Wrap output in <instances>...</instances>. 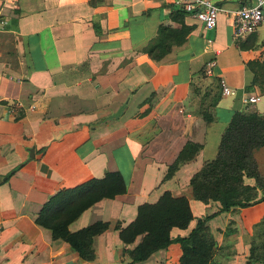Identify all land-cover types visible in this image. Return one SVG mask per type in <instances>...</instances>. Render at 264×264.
<instances>
[{
	"label": "crops",
	"instance_id": "0c3cea01",
	"mask_svg": "<svg viewBox=\"0 0 264 264\" xmlns=\"http://www.w3.org/2000/svg\"><path fill=\"white\" fill-rule=\"evenodd\" d=\"M88 1L0 0V105L21 104L13 118L0 110V264H126L118 231L164 192L186 198L192 216L185 229H170V239L186 237L207 217L213 261L263 264L248 258L254 233L264 230V200L219 213L217 203L193 200L189 180L215 157L234 113L264 112L263 86L251 85L246 68L263 56L264 21L236 45L232 14L247 1L211 0L220 9L215 29L184 14L192 27L186 40L154 61L142 49L158 26L179 28L173 0ZM220 80L234 95L215 100ZM246 96L258 99L244 106ZM186 144L197 151L164 179ZM108 172L121 175L124 193L96 202L68 226L107 224L92 238L94 259L84 262L34 221L56 192ZM180 255L171 243L134 264H178Z\"/></svg>",
	"mask_w": 264,
	"mask_h": 264
},
{
	"label": "trees",
	"instance_id": "16d2710c",
	"mask_svg": "<svg viewBox=\"0 0 264 264\" xmlns=\"http://www.w3.org/2000/svg\"><path fill=\"white\" fill-rule=\"evenodd\" d=\"M100 2L89 0L88 4L95 7ZM183 16L182 10L178 9L171 17L179 28L158 26L154 39L142 49L148 58L159 61L173 46L184 43L192 27L183 23ZM246 68L252 76L251 85L263 86L264 93V53L260 60L248 62ZM219 96L220 92L215 100ZM202 120L208 122L211 118L204 113ZM263 147L264 112L234 113L221 134L215 157L203 163L189 180L193 200L203 204L217 203L219 213L247 208L263 201L264 175L259 173L253 156L254 151ZM197 148L191 144L184 145L164 179L170 177L179 163L190 159ZM244 179H251L253 185L244 184ZM124 189L121 175L108 172L101 179H90L56 192L42 206L34 222L50 232L51 240L65 242L80 260L90 262L94 259L92 238L105 231L107 224L95 222L75 232H69L68 226L96 202L122 195ZM207 219H198L186 237L170 239V229H185L192 220L186 198H173L164 192L154 203L139 205L134 220L118 231V238L124 246L122 254L129 259L126 264L145 261L171 243L180 247L178 264H219L212 260L213 242L205 235ZM258 225L264 226V219ZM136 238H139L137 244L130 250L125 249ZM252 261L264 264V230L254 233L250 241L248 262Z\"/></svg>",
	"mask_w": 264,
	"mask_h": 264
},
{
	"label": "built area",
	"instance_id": "2783aa9c",
	"mask_svg": "<svg viewBox=\"0 0 264 264\" xmlns=\"http://www.w3.org/2000/svg\"><path fill=\"white\" fill-rule=\"evenodd\" d=\"M240 7H238L232 14V32L231 39L234 44L238 45L239 42L245 37L253 34L264 21V14L262 7L264 0H246ZM173 6L182 10L185 15H190L197 22H199L203 30L209 32L213 31L216 27L217 16L220 9L211 0H173ZM211 39L206 41V47L211 45ZM213 62L206 64L204 73L210 74V69ZM221 95H234V91L227 88L223 81H219ZM257 97H241L242 105H251L257 101ZM32 108V107H31ZM1 117L13 118L19 110L21 104L19 102H7L0 105Z\"/></svg>",
	"mask_w": 264,
	"mask_h": 264
},
{
	"label": "rangeland",
	"instance_id": "374dc122",
	"mask_svg": "<svg viewBox=\"0 0 264 264\" xmlns=\"http://www.w3.org/2000/svg\"><path fill=\"white\" fill-rule=\"evenodd\" d=\"M217 91H218V89H217ZM247 111H252V110H247ZM253 156H254V159L256 161L257 168L259 170H261V172L263 173L262 175H264V147L254 151ZM250 181L252 182L251 179H244L243 180L244 184H248V182H250Z\"/></svg>",
	"mask_w": 264,
	"mask_h": 264
}]
</instances>
